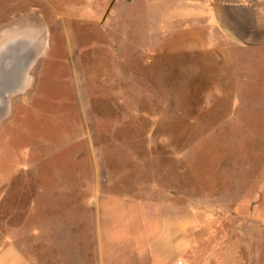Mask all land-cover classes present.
Here are the masks:
<instances>
[{
  "label": "rangeland",
  "instance_id": "obj_1",
  "mask_svg": "<svg viewBox=\"0 0 264 264\" xmlns=\"http://www.w3.org/2000/svg\"><path fill=\"white\" fill-rule=\"evenodd\" d=\"M33 4L0 0L34 39L0 88V245L109 192L196 207V264H264V49L214 0Z\"/></svg>",
  "mask_w": 264,
  "mask_h": 264
},
{
  "label": "crops",
  "instance_id": "obj_2",
  "mask_svg": "<svg viewBox=\"0 0 264 264\" xmlns=\"http://www.w3.org/2000/svg\"><path fill=\"white\" fill-rule=\"evenodd\" d=\"M28 1L35 12V0ZM214 12L240 46L259 56L264 0H214ZM0 40L1 88L4 69L12 66L6 64L8 56L23 55V41L34 39L4 33ZM90 201L94 203L84 204L85 209L50 216L45 237L32 231L30 242L6 239L0 245V264H196L190 255L203 220L196 207L109 192L96 193ZM200 264L222 263L209 259Z\"/></svg>",
  "mask_w": 264,
  "mask_h": 264
},
{
  "label": "trees",
  "instance_id": "obj_3",
  "mask_svg": "<svg viewBox=\"0 0 264 264\" xmlns=\"http://www.w3.org/2000/svg\"><path fill=\"white\" fill-rule=\"evenodd\" d=\"M7 69V68H6Z\"/></svg>",
  "mask_w": 264,
  "mask_h": 264
}]
</instances>
